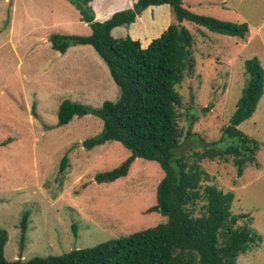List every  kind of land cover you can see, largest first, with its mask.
Returning <instances> with one entry per match:
<instances>
[{"label":"rangeland","instance_id":"obj_1","mask_svg":"<svg viewBox=\"0 0 264 264\" xmlns=\"http://www.w3.org/2000/svg\"><path fill=\"white\" fill-rule=\"evenodd\" d=\"M126 1L91 0L89 6L94 19L103 21L130 7L111 12ZM183 5L199 14L247 22L249 31L238 38L183 21L194 38L193 66L175 85L181 95L177 112L183 130L176 155L234 143L222 134V127L234 113L245 83L244 61L256 58L264 70V0H183ZM153 7L156 24L148 25L152 16H144L145 9L136 16L140 21L117 26L112 35L130 36L146 46L144 39L155 38L162 24L173 20L169 6ZM103 10H109L107 18L97 19ZM90 31L70 0H0V227L7 232L8 261L92 247L166 220L151 210L163 176L157 161L136 157L125 176L97 182V173L118 166L130 151L115 140L83 147L82 141L102 128L101 119L92 114L57 125L63 99L98 107L120 94L107 64L91 45L71 44L65 52L51 48L52 33ZM206 106L209 109L203 111ZM237 127L259 142V167L247 165L237 176L231 160L204 159L201 165L210 182L233 192L232 211L249 214L238 223L262 236V242L241 253L236 264H264V90L255 112ZM65 154L67 164L60 173ZM25 211L28 223L21 241Z\"/></svg>","mask_w":264,"mask_h":264},{"label":"trees","instance_id":"obj_2","mask_svg":"<svg viewBox=\"0 0 264 264\" xmlns=\"http://www.w3.org/2000/svg\"><path fill=\"white\" fill-rule=\"evenodd\" d=\"M70 1L91 31L87 35L52 33L51 48L65 52L71 44L91 45L107 64L120 94L115 101L104 100L98 107L63 99L57 110V125L92 114L101 119L102 128L98 134L84 139L83 147L92 149L115 140L130 151V156L118 166L97 173V182L125 176L136 157L157 161L163 176L156 186V203L151 210L160 212L166 220L92 247L11 261L4 257L7 232L0 227V264H236L241 253L262 242V236L250 225L238 223L249 214L232 211L233 192L223 191L210 182L211 176L201 161L231 160L237 176L243 174L247 165L259 167V142L237 126L257 108L264 90V70L256 58L244 61L245 83L234 113L222 127V134L234 139V143L223 149L208 146L180 155L174 153L183 137L177 112L181 95L175 85L193 66L194 38L183 21L238 38L248 33L247 22L193 12L183 5V0H135L131 7L98 21L89 6L91 0ZM161 4L170 6L173 20L146 47L130 36L112 35L114 27L132 23L148 6ZM208 109L203 107V111ZM186 133L189 135L190 131ZM66 164L65 154L60 161V173ZM27 223L25 211L20 219L21 241ZM73 229L75 233L74 226Z\"/></svg>","mask_w":264,"mask_h":264},{"label":"crops","instance_id":"obj_3","mask_svg":"<svg viewBox=\"0 0 264 264\" xmlns=\"http://www.w3.org/2000/svg\"><path fill=\"white\" fill-rule=\"evenodd\" d=\"M135 0H128V1H126V2H124V4H122V5H120V6H117V7H114L113 9H112V11L111 12H114L115 10H117V9H121V8H124V7H127V6H132V4H133V2H134ZM128 2V3H127ZM154 5H150V7L148 8V9H146V15H144V16H152L151 15V13H154V10H156L157 11V9L155 8V7H153ZM158 6H165V7H168L169 5L168 4H161V5H158ZM128 8V7H127ZM169 8H170V6H169ZM145 10V9H144ZM109 12V10H103V11H99L100 12V15H98V14H96V18L97 19H105V17L107 18V16H108V12ZM155 11V12H156ZM157 13V12H156ZM110 16V15H109ZM108 16V17H109ZM140 16L138 17V19L136 18L135 20H138V21H140ZM156 19H155V16L153 15L152 16V20H150V21H148V25H149V22H150V25H154V24H156L157 23V21H155ZM141 23V22H140ZM162 26H163V28L162 29H160V32L156 35V37L157 36H159L160 35V33L168 26V24L167 23H165V24H162ZM114 28H116V27H114ZM113 28V29H114ZM112 29V30H113ZM123 36V35H122ZM153 39V38H152ZM145 40V42H146V44L148 45V43L151 41L150 39H144ZM146 45V46H147ZM146 46H142V47H146Z\"/></svg>","mask_w":264,"mask_h":264}]
</instances>
